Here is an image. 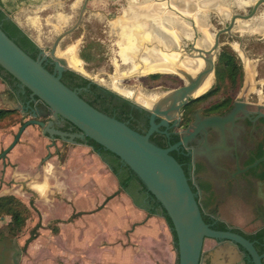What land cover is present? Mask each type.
Here are the masks:
<instances>
[{
  "label": "flooded vegetation",
  "instance_id": "af4514ba",
  "mask_svg": "<svg viewBox=\"0 0 264 264\" xmlns=\"http://www.w3.org/2000/svg\"><path fill=\"white\" fill-rule=\"evenodd\" d=\"M184 1L193 3L190 10L173 5L172 0H126L128 4L122 8V14L112 21L120 38V23L137 24L142 12H150V29L153 27L157 34L153 38H147L144 30L138 31L139 47L133 57L135 62L141 61L146 49L155 48L150 65L143 66L142 63L141 67L150 73L156 72L151 74L176 75L175 79L179 84L164 94L187 83L177 68L194 74L204 65L202 59L195 58L198 52L194 50V44L195 47L209 50L215 34L230 25L231 20L215 34L210 32L205 10L215 6L230 14L234 11L233 5L245 9L243 13H232V19L234 14L252 13L258 0H214L210 5H202V0ZM120 5L121 0H117L116 8L119 10ZM262 6L264 3L257 7L250 19L259 13ZM237 20L230 32L219 35V46L221 35L226 34L232 41H239L238 48L235 49L243 51L241 35L232 33ZM257 21V26H253L251 22H238L237 27L240 31H252L264 36V15ZM198 33H201V37L197 36ZM170 36L172 44L167 47L164 41ZM192 38L193 41H186ZM202 39L207 40L208 44L201 42ZM231 56L240 67L241 74L234 79L225 74L221 80L215 63L212 75L203 83L195 98L190 97L187 104H182L171 114L166 125H159L162 117L155 118L158 130L150 135V140L163 148L176 146L171 154L179 160L187 174L191 188L201 203L204 221L213 229L245 237L262 257L264 264V102L250 100L248 92L242 93L244 71L238 59L233 54ZM185 60H190L193 65H185ZM18 93L21 95H18L17 102L32 113L33 104L28 106L30 96H22L26 92L20 84ZM130 102L131 108L138 111L134 115L137 122L135 129L147 133L150 129V112ZM142 104L148 103L145 101ZM210 118H214V123L209 125ZM50 119L44 118V121L48 122ZM53 123L55 128L64 132H80L61 117L53 118ZM214 242L225 249L223 252H230L233 256L231 261L224 264H255L250 253L242 246L232 245L229 241ZM222 242L224 244H220Z\"/></svg>",
  "mask_w": 264,
  "mask_h": 264
},
{
  "label": "water",
  "instance_id": "95a60500",
  "mask_svg": "<svg viewBox=\"0 0 264 264\" xmlns=\"http://www.w3.org/2000/svg\"><path fill=\"white\" fill-rule=\"evenodd\" d=\"M261 3H264V0H258L254 11L250 14H234L230 25L215 34L209 50L195 47L194 44L193 48L198 52V55L194 57L202 59L204 65L194 74L177 68L180 75L187 81L185 85L161 95L151 107L125 96L150 112V129L147 133L139 132L126 122L100 111L82 98L76 89H71L61 80L62 73L67 69L84 75L70 67L65 58L56 54L60 41L78 27L87 9L88 0L84 1L76 24L56 37L48 53L41 50L37 59L24 51L0 26V66L19 81L23 89L27 88L30 91L28 106H31L30 103L33 104L32 113L26 111L22 103L12 98L10 87L2 82L0 77V108L19 109L22 122H24L12 143L0 153V159L6 157L30 125L41 127L44 135H48L52 140L60 137L65 143L89 146L85 141L87 138L92 139L118 156L122 163L128 165L141 179L147 190L161 203L176 232L178 264H201L202 261L203 264H216L217 262L224 264L231 261L233 256L230 252L228 254L223 252L225 249L218 247L214 241H229L232 245H240L250 253L255 264H262V257L245 237L229 231L213 229L204 221L201 203L191 188L187 174L182 164L171 154L176 146L163 148L150 140V135L158 130L155 118L162 117L163 120L159 125H166L171 114L176 112L182 104H187L190 97L195 98L196 92L212 75L215 66L214 57L219 47V35L230 32L237 19L247 20L254 16ZM48 57L54 62L53 72L44 66L43 62ZM117 94L124 97L121 93ZM14 97L18 98L17 95ZM56 117L67 120L80 132L68 133L55 128L53 118ZM44 118L51 119L46 122ZM213 121L214 118H210L208 124L214 123ZM100 158L102 159L101 156ZM106 164L111 169V166ZM116 178L118 180L117 176ZM124 191L138 207L163 216L159 210L154 208L147 191H142L140 187L130 191L124 189ZM169 229L171 232L170 227ZM203 253H205L204 259ZM21 254L22 251L14 239L0 234V264H19Z\"/></svg>",
  "mask_w": 264,
  "mask_h": 264
},
{
  "label": "rangeland",
  "instance_id": "374dc122",
  "mask_svg": "<svg viewBox=\"0 0 264 264\" xmlns=\"http://www.w3.org/2000/svg\"><path fill=\"white\" fill-rule=\"evenodd\" d=\"M84 1L27 0L28 3L20 5L18 11L22 10L21 15L25 19L26 25L30 27V29H26V32L44 52L48 53L56 37L76 24ZM153 1L158 2V0ZM203 1L205 2L206 0ZM127 4L126 0H121L119 10L116 8L117 0H89L88 7L78 27L60 41L56 55L67 60L65 51L73 47L77 53V57L83 63L82 68L84 71L82 73L85 77L115 93H121L124 97H129L140 104L148 100L154 102L165 91L177 86L179 83L175 79L176 75L172 73H158L160 76L157 78L150 77L151 73H156L154 71L151 73L148 71L149 74L145 73V75L131 73L140 70L142 68L141 64L132 70L131 64L124 61L118 44V29L113 27L112 24V21L122 14V8L127 6ZM262 7L264 8V6ZM263 8H261L254 18L248 21L237 20L236 26L232 30L233 34L241 35L240 39L243 51L235 49V47L238 48L239 41H232L226 34H223L220 37V46L216 51L217 55L214 57L217 65L220 53L227 51L233 54L244 71V89L242 93L248 92L247 96L250 100L262 103L264 102V36L252 31H240L237 23L251 22L253 26H257L258 18L264 15ZM232 9L234 11L230 14L220 11L215 6L205 10L207 12V24L210 26V32L215 34L218 29L227 25L231 20L232 13H243L245 11V9H239L235 5H233ZM197 36L201 37V33H198ZM193 40L192 38L186 41L191 42ZM20 122H22L21 112L9 116L4 122H0V144L2 143L0 153L14 140L20 128ZM29 127L36 129L35 138L44 141L39 145V148L41 153H44L46 159H49L56 152L52 147L54 144L58 145L59 149H63L64 144L66 147L71 145L61 139L52 140L48 135H44L42 128L37 125H30ZM12 166H19L21 168L20 171L26 174L32 170V168L20 162H15ZM16 187L24 189L20 185ZM23 191L25 192L23 202L27 204L32 213L27 218L24 228L14 236H9L17 242L20 250H22V254L20 255L21 264H82V257L86 256L68 252L66 249L69 246L66 244L65 239L63 240V238L56 237L51 233L52 226L54 225H58L60 230L64 231L65 226L54 221L56 220V216L63 217L68 215L72 209V205L65 206L63 205L64 202H57L55 200V202L50 203L54 206H50L48 202L47 204L44 203L46 202L44 198L36 201V195L32 194L31 190ZM48 198L53 200L55 198L54 193L49 192ZM31 203H33V206ZM58 203L62 205H58ZM43 207L45 208L46 217H43ZM10 221V216L0 217V234L7 235L6 227ZM63 222H66V220ZM36 237H41V240L43 239L47 243L52 239L53 246H50V249H48L49 247H39L36 252L29 254L28 251L31 253L35 248L31 243ZM26 248L27 250L25 251Z\"/></svg>",
  "mask_w": 264,
  "mask_h": 264
},
{
  "label": "crops",
  "instance_id": "0c3cea01",
  "mask_svg": "<svg viewBox=\"0 0 264 264\" xmlns=\"http://www.w3.org/2000/svg\"><path fill=\"white\" fill-rule=\"evenodd\" d=\"M26 3L27 0H0V7L25 32L30 27L18 7ZM36 133V129L26 128L6 159H0V196L13 195L23 201V190H31L36 201L44 198L50 206L55 200L65 206L71 204L70 213L56 216L54 221L64 225V231L54 225L56 231L51 233L65 239L68 252L85 255L82 264H175L166 218L138 207L90 146L64 144L59 149L54 144L56 152L46 159L39 148L44 141L35 138ZM15 162L32 168L31 172L26 174L19 166H12ZM49 192L54 193L53 200L48 198ZM52 243V239L47 243L36 237L31 243L35 248L28 253L39 247L50 249Z\"/></svg>",
  "mask_w": 264,
  "mask_h": 264
},
{
  "label": "trees",
  "instance_id": "16d2710c",
  "mask_svg": "<svg viewBox=\"0 0 264 264\" xmlns=\"http://www.w3.org/2000/svg\"><path fill=\"white\" fill-rule=\"evenodd\" d=\"M0 26L6 32V34L12 38L24 51H26L31 57L37 59L40 56L41 48L39 45L11 18L8 13L0 7ZM44 66L50 71H54V62L51 58L44 60ZM219 79H223V75L231 78H236L241 74L240 67L234 62L233 57L226 51L220 54L219 61L217 63ZM159 74L150 75L151 78H157ZM0 77L2 82L10 87V94L16 101L18 98L14 96H20L18 93L19 81H17L11 74L5 71L0 66ZM62 82L71 89H76L80 96L88 101L91 105L99 109L100 111L114 116L115 118L126 122L131 128L135 129L134 125L137 123L134 115L136 112L131 108V102L129 99L122 97L114 91L107 89L84 75L67 69L62 73ZM25 95L30 96V91L24 88ZM20 113L17 108H0V122L7 120L9 116H13L16 113ZM24 122H20L21 126ZM11 127V126H10ZM136 130V129H135ZM152 141V140H151ZM85 143L92 147V149L98 153L102 159L111 166L113 173L118 177L120 186L122 189L133 190L136 187H140L142 191H147L150 196L154 208L159 210L161 214L166 217L169 227L171 228L173 236V247L176 253V262L178 264V245L177 236L173 228V224L166 211L163 209L161 203L156 197L150 193L141 179L130 169V167L121 162L120 158L112 152L105 149L92 139L87 138ZM178 160V159H177ZM179 161V160H178ZM33 203H31L32 205ZM33 206V205H32ZM34 208V207H32ZM31 211L26 203L13 195L0 196V217L10 216L11 221L7 225V236H14L20 232L25 225L27 218L31 215ZM52 230L55 232L56 228L53 226ZM1 237H4L1 235Z\"/></svg>",
  "mask_w": 264,
  "mask_h": 264
},
{
  "label": "bare ground",
  "instance_id": "6f19581e",
  "mask_svg": "<svg viewBox=\"0 0 264 264\" xmlns=\"http://www.w3.org/2000/svg\"><path fill=\"white\" fill-rule=\"evenodd\" d=\"M214 2V0H206L205 2L203 1L201 4L202 5H210ZM172 4L175 6H178L180 8H183L185 10H190V8L193 6L192 2L189 1H184V0H172ZM150 12L147 10L142 12L141 14V20L137 24L133 25H127L125 22L120 23V38L118 40V44L120 47V54L122 58L124 59L125 62H128L131 64V69H136L139 64L143 63V66L145 65H150V63L153 60L154 54H155V48L154 49H146L144 54L141 57V61L135 62V59L133 58V55L138 51L139 47V42L137 39L138 31L144 30L145 37L147 38H153L154 34H157V31L152 27L150 29ZM201 42H205L208 44L207 40H200ZM165 45L170 46L172 44L171 36L170 38H166L164 41ZM75 45V44H74ZM65 54L67 56V61L70 67L83 72L82 68V61L77 57V53L75 52V49L72 47L65 51ZM120 58V57H119ZM140 59V58H138ZM185 65L192 66L193 62L190 60H185L184 61ZM180 67V66H179ZM131 73H139L141 75H145V73H148V71L145 70L144 67H142L138 71H133ZM125 74V73H124ZM149 74V73H148ZM119 80V79H118ZM117 80V81H118ZM119 82V81H118ZM198 91L196 92V94ZM195 94V95H196ZM148 104L145 106L151 107L153 101L148 100Z\"/></svg>",
  "mask_w": 264,
  "mask_h": 264
}]
</instances>
